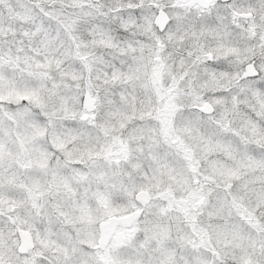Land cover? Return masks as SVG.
Wrapping results in <instances>:
<instances>
[{
	"label": "snow or ice",
	"instance_id": "obj_1",
	"mask_svg": "<svg viewBox=\"0 0 264 264\" xmlns=\"http://www.w3.org/2000/svg\"><path fill=\"white\" fill-rule=\"evenodd\" d=\"M0 264H264V0H0Z\"/></svg>",
	"mask_w": 264,
	"mask_h": 264
}]
</instances>
